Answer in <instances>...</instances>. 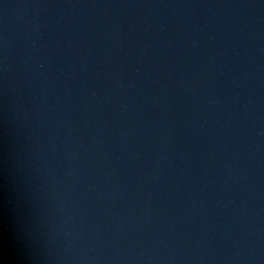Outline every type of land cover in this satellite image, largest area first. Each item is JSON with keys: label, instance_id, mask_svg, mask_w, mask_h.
<instances>
[{"label": "water", "instance_id": "1", "mask_svg": "<svg viewBox=\"0 0 264 264\" xmlns=\"http://www.w3.org/2000/svg\"><path fill=\"white\" fill-rule=\"evenodd\" d=\"M0 264H264V0H0Z\"/></svg>", "mask_w": 264, "mask_h": 264}]
</instances>
